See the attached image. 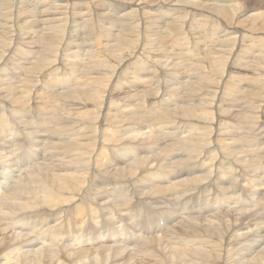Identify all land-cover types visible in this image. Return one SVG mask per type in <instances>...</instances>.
I'll list each match as a JSON object with an SVG mask.
<instances>
[{
  "label": "bare ground",
  "instance_id": "bare-ground-1",
  "mask_svg": "<svg viewBox=\"0 0 264 264\" xmlns=\"http://www.w3.org/2000/svg\"><path fill=\"white\" fill-rule=\"evenodd\" d=\"M39 1L42 8L41 13H44V18H41L42 15L41 17H33L32 22L23 29V32L20 29L22 34L25 35L24 37L27 36V39L25 38L24 40V45L23 40H20L23 42L22 46L24 47L18 46L17 44L13 52L10 53L12 55H9V59L7 60L5 59L7 57H5V53L8 50L9 43L5 38H1L2 33L0 32V55L4 54V59L0 62V148H3L5 152L3 157H0V226L2 224H7L9 228L14 231V236H11L8 241L4 236H0V264H7L6 262L2 261V257L4 255H6L10 261L9 263L13 262V258L11 259L8 254L12 253L10 251L15 248H18V251L16 252L17 254H22L17 258L15 264H86L88 261L83 260V257H75H81L88 251L95 252L101 249L103 251L102 256L98 255L94 257V262L92 264H119L118 261L113 260V250L114 248L119 247L115 244L109 245L107 242V240L110 241V239L113 238H108V233H105L106 226H109L108 224H117L116 221H114L115 215H119L120 219H115L120 221L123 220L122 216L139 212V207L142 206L144 200L149 202L147 205L151 209L148 211H153V206H159L164 202V199H170L172 196V200L175 199V201L179 203L178 208L175 210L176 214H173L175 218H180L182 213L188 214L191 212V214L187 216V219L189 217H193V219L183 227V230L179 231V227H175L177 223H170L169 219H167L169 217L170 211H167L165 207H158V212L154 214L153 211L148 214L147 218L149 222H151L147 224V227L139 226L132 231V234L135 233L138 238L136 240H132L131 243L127 242L129 244L128 246L124 247L123 245H119L124 249L122 253L127 252L129 260L131 261L130 264L135 262L134 259L136 257L144 259L149 257V260L152 261L150 264H264V246L259 245V242L264 240V217L262 215L264 213L257 211L258 209H262L261 211L264 210V204H261L264 200L261 201V203L260 201H257L258 195L256 194V192L262 191V193L259 195L264 197V117L263 114L260 116V109H263L264 106V104H262L264 103V71H262V66L264 65V0H248L246 3L244 0H171L175 6L183 4L184 7H186L185 5H189L193 8H196V10L206 11L205 14L207 15L202 16L203 22H215V20H217L218 23L219 21L223 22L225 21V18H228V12L234 11L236 16L241 18V21L251 25V27L249 25L246 29H253L254 33H250V36L248 37H246L247 35L245 34L246 31L244 29H239L240 33H242L241 30L245 31L241 37H239L240 34H238V30L234 29L235 31L232 33L228 28L229 25L226 29L225 27L222 28V32L224 31V34L221 35L222 40L221 43H219L221 44L220 52L216 53V55L213 53V58L211 57V60L206 61V59L203 58L202 61L194 55L200 60L199 62L194 64L190 63L187 57L186 60H188V62L185 61L187 64H183V61L180 62V60H183L186 57H180V55L177 53L176 55H170L172 52L170 54H168V52L163 53L162 56L156 57V54H159V52L157 53V50H152L153 48H151L154 45L152 42H159V38L156 37L159 35V33L155 30V34L157 35L153 37L152 42H148L145 47V51H147L148 55L142 57L139 56L141 59H136L132 63L129 62L130 64L128 65H131V69L128 71L129 73L126 72V82H123V77L120 78L122 76L120 74L122 73L120 69L124 66L120 64V68L116 66L119 68L118 72L120 71L119 73L117 72L118 75H115L117 77L112 80L111 83H108V80L106 81L107 76L103 77V79H100V77L96 75L102 70L105 71L106 64L110 56L114 61H119L121 52L115 55L113 53L116 52V50L120 51L119 46L126 40L123 39L120 41L119 46L115 44L114 48L112 47L111 49H108L107 58L103 55L100 56L96 50H93V48H97L101 44L100 39L103 41L104 38L98 37L100 38V42L99 40L98 42H96L97 40L95 42L93 41V46V44H91V40H95V38H92L88 42V38L84 39L83 36H81L73 47L68 48V51L66 52L67 54H64V63L62 62L63 71L60 67H57L52 71L50 68L52 66H50L49 68L52 72L47 70V78L41 80V84L35 81V76L41 75L43 73V68L47 67V64L51 63L50 61H53L51 59L49 60L50 56L52 55L51 57H54L53 55H56V52H58V45L60 46L59 42L62 40L58 34L62 32L61 26L64 24L61 23V20L65 19L63 14L66 10H63L64 12L61 13L60 10L63 6L59 3H54L58 2L57 0L54 2L53 0ZM153 1L154 3H157L156 0ZM9 2V0H0V9L5 7V10L12 11L10 5H8ZM164 2L167 3L168 1ZM243 2L245 5L243 6V9H241L240 6H242ZM199 3L201 5H199ZM169 4H167V6ZM248 10H253V12L246 15ZM0 11V18L4 19L8 14H6L5 11L4 14L6 15H4L2 10ZM9 11L8 13H10ZM138 11V13H140L141 9L139 8ZM134 12V9L128 10V8H124L118 14H120L122 18H128L127 22H130L129 20ZM26 13L27 11L24 13H19V16L25 17ZM83 14H78V18H84ZM231 14L234 16L233 12ZM144 15L148 14L144 13ZM154 15L156 14L153 13V16ZM167 15L170 18V22H167V25L170 26L166 30L167 34L165 33L167 38H170L172 41L175 39L177 42V47L185 45L186 41L182 44L179 42L180 40H187L186 34L181 31L183 27L178 26L182 24V22H180L181 19L178 18L175 21L173 20V18L176 16L181 17L180 13L174 12ZM220 16L223 18H220ZM141 19L143 20L144 18L141 17ZM235 19L238 18L236 17ZM69 21L70 20H68V23ZM239 21H237V23ZM28 22L29 20H25V23ZM35 22L37 23L36 27L34 26ZM71 23L73 25V22ZM147 23H152L151 25H153L154 29L157 30L161 25L158 19L147 20ZM218 23L214 24L212 30H214V28H218ZM127 26L132 25L126 24L124 25V28L122 27L120 30L125 31ZM3 29L4 27L0 25V31H3ZM73 31L75 30L73 29ZM88 31H92L91 27H89ZM131 31L132 27L128 32ZM255 33L258 35H255ZM33 34H36L35 36L38 37L36 43L28 41L30 36ZM130 35L132 34L130 33L128 36L130 37ZM194 35H196V33ZM151 36L148 40H150ZM176 37H180V39L177 40ZM39 38H43L45 42H39ZM161 39L163 41L162 37ZM109 41L111 40L108 39V42ZM247 42H250V44L247 45ZM167 43L169 42L167 41ZM234 43L236 44V47ZM198 45H196L195 48ZM161 46L160 49L162 48ZM177 47L175 46L174 48ZM231 47H235L234 50L233 48L230 49ZM24 48H29V51L26 52ZM35 48H39L38 50L40 51L44 50L45 48L48 57H45L43 60L39 57H36L38 54L37 51L33 50ZM196 50H198V47L194 51ZM232 51L234 53L233 56L236 55L239 57L238 59L236 58L237 60L234 59V61L237 62V65H242L243 63L247 65L251 64V69H253V72H255L257 75L254 78V81L252 80L253 86L257 89L241 88L236 93V89L234 88V90L231 88V86H229V81L233 82V78H226L227 76L224 71L226 63L223 62V56L230 52L232 53ZM245 51L246 53H244ZM13 53L20 57V60L17 59L18 57L16 58ZM82 53H88L90 55V57H88L92 58V61L88 59L87 62L95 61V63L89 65V63L86 64L84 59V61H82V58L80 59V55ZM207 55L205 56L206 58L208 57ZM95 56H97V59H95ZM8 60H13L15 62L17 61V64H13L12 62V64H9V67H4L5 64L7 65L6 62ZM47 60L49 61L47 62ZM54 61L56 63L59 61V59ZM70 61L74 63L72 64ZM138 61H141L142 63H139ZM21 62L28 63V67L29 63L32 64V67L21 68L22 70H25V72L26 69L29 73L31 72L30 83H24L23 85L14 88L13 83L10 81V79H8L9 71L13 72L18 63ZM113 62L111 63L113 64ZM52 63L54 64V62ZM111 63L109 65H111ZM55 66H53V68ZM195 66H197L198 70H196L194 73H190V75L192 74V76H197V80H199L201 86L205 87V84L208 85V83H210L211 86L216 87H214L215 89H219L220 87H217V85L219 86L223 83V87L228 86L231 88L222 89L224 91L222 95L226 96L227 98L229 97V99L230 97L233 98V101H230L229 104H226V106L240 104L242 100L240 97L242 91L251 93L245 102H261L257 112H255L256 105H252L251 103L238 109L229 107H222L219 109V107H217L219 112L222 113V117L225 116V118H229L231 116L232 119L239 120L244 124L249 123L251 118H254L255 121L252 120L247 127H240V125L233 124L229 119H221V128L218 133L219 139L218 141H213L211 136L212 130L209 128V126H211L214 121V118L212 119L209 117L212 114L210 111V105H207V109H205L206 107L201 103V100H199V98L195 99L193 95L194 93L192 94L190 91L188 94V106L190 109L187 110L188 106L184 107L185 109L183 111L179 110L180 112L176 109H173L176 99L173 93L169 91L171 88L168 87L169 80L167 79V76L173 77L176 74L188 75V70H191V67ZM242 68L244 69V67ZM60 69L62 74L59 73ZM142 70H145L146 73L150 75L146 77V80L143 78V76L139 77ZM109 72L107 73L109 74ZM111 74L114 75L113 73ZM111 74L109 76H112ZM55 75L57 76L56 79L53 78ZM162 76H164V78ZM154 77H156L154 85H157L158 87L154 90H145V88H149L151 86L150 82ZM243 77L244 76H242V83L244 79ZM77 81L80 82V84L77 85L78 90L75 91L71 86ZM202 83L204 84L202 85ZM41 85L44 88L43 91H47V89L50 91V95H45V97L43 96V98H46V101L42 100L40 97L41 89H39V86ZM233 85L234 84H232V86ZM222 86L221 88H223ZM130 87L134 88L132 89V93L128 92L126 95H122L120 97L122 98L120 99V103L139 100L145 104L146 108L149 106L147 108L148 112H145L146 108L143 107L145 114L155 113L162 116V118H160L157 122V125L159 126L157 130L163 131V137L157 140V144L160 145L161 143H164L165 139H172V143L167 144L166 149L170 150V152L174 150L183 158L174 162L175 165L181 166L189 162L196 163L197 161L198 164L203 168V170L199 171L203 172L202 174L199 173L197 176L181 181L178 185L174 186L173 189L171 188V191L168 195L163 194L168 188H165L164 185H159V181H161L162 176L151 173L154 172L153 169L161 168L160 166H157L160 162V156L149 155L147 157H141L139 151L141 147L131 145L138 140L137 135L133 136L131 133L134 129V126H132L130 121H127V116L121 117L120 114H117L113 111L111 99L108 97V91L111 89L113 90V88H116L115 92L117 93L119 89L124 90ZM164 87L166 88V91ZM160 88L161 90H159ZM208 88L209 87L207 86V89ZM160 91L162 92V96H159L161 94ZM196 91L198 92V90H195V93ZM33 92H35V94H33ZM238 93H240V95H238ZM110 94L112 93L110 92ZM30 96H33L34 100L30 101L32 100L30 98L28 102ZM153 96L154 99L158 97L157 99L161 98L162 101H165L162 102L163 105H149L148 101ZM201 96L205 95L201 93ZM214 97H211L212 102H215V99L213 100ZM37 98H40L41 100H37ZM35 100H37V102ZM120 103L116 104L119 105ZM49 106L51 107V110L49 109ZM87 107H90L92 113L95 115L81 117V122L91 123V133H85L86 130L83 129L78 131V139L81 140L77 141V138L68 135H70L69 132H73L75 128L82 126L77 121V116L78 114H84L85 112H83V109ZM45 109H49V112L46 113V116L48 121H50L46 123L49 128L46 129L43 134L46 137L45 140L38 138L40 136H27L32 135L33 133L32 124L27 119L26 114L41 113L45 111ZM251 109H254L255 111H251ZM250 113L260 114L251 117ZM58 121L60 123L73 122V125L66 128L59 126L52 127ZM187 122H193V125L195 126V136H185L180 138V131L176 130V126L180 127L182 123ZM68 128H71V130ZM18 129H20L23 134H18ZM112 129L117 130L114 132L115 134L124 132L125 137L122 139L109 138L108 134ZM245 131H247L246 135L244 134ZM257 135H260L258 139H256ZM222 136L228 137L222 138ZM4 137H10L12 140H6ZM64 137H69V139L61 140V138ZM52 139H54V141L49 143V141ZM244 142L254 143L256 147L252 149H244L243 147H240ZM38 144L45 145L44 156L47 160L45 165L41 163L30 170L27 169V167L25 172L22 171V173L20 172V174H16L11 180L5 179L4 174L6 173L9 175V173H7L4 168L9 167L12 169V167H14L12 170H16V167L20 168L19 164H22L25 160L23 156L33 155L31 152H27V149L30 148V150L37 151L39 147ZM91 144H95L96 148L93 149ZM149 144L150 148H155V145L152 141H150ZM88 146H91L93 149L89 154L85 152ZM129 147L134 153H136L135 158L130 160L126 166L115 167L111 172H107V175L109 176L108 181L110 183L104 182L102 184H97V180L100 178V176L97 174L96 170L98 167L103 166V162L99 158L105 156L107 157L108 152L110 151L109 148H114L113 150L124 153ZM106 150H108V152H106ZM187 152H189L188 158L185 157ZM205 152H210L206 163L204 160ZM0 154H2V152H0ZM12 154L13 156H11ZM12 157L14 163L13 161L9 160ZM114 157L116 158V155H114ZM68 160L70 161L69 163ZM7 162L13 163V165H7ZM61 162L63 164L68 163V165L63 166ZM93 163L94 168L91 169ZM71 167L78 168L74 169L73 171V174L76 175L75 180L72 179L71 174L64 172ZM250 168L260 170V172H252V170L249 171ZM177 170L173 171L174 177L177 176L179 178H181V175L185 171L189 174L196 172L194 168H188L187 170L180 169V172ZM89 175L94 177L93 181H85L86 177ZM2 179H4L3 182ZM240 181H242V183ZM245 181H247L246 184L243 183ZM2 183L4 185H2ZM131 186L132 189L134 188L132 191L129 190ZM40 187L43 188V191L41 192L42 195L37 194V191ZM244 188H252L255 192L254 197H246L242 193ZM155 193H159L161 195H157ZM98 194L99 197L102 198L101 203L96 201V196ZM194 194L200 196L205 195V199L207 202H210V204L205 202V206H201V204L198 203L197 205L199 208L196 207L195 209V207H190L187 201H185V203L183 202L184 200L189 199L186 197L192 196ZM241 195L245 198H243ZM107 196H109V198H107ZM245 199L246 201L244 202ZM242 203H246L248 205L256 204L257 210H247V208H245L246 205ZM236 204H239L240 207H236ZM103 207L106 209L107 213L105 222L107 224L101 220H96L95 217L92 216L93 209L101 210ZM219 207H222V212L209 214L206 218L202 217L203 219L199 218L203 212H209L215 209L219 210ZM235 209L237 210V213L234 212ZM77 211H81V213H77ZM220 213L224 215H220ZM163 214L165 215L163 224L169 226V228H174V231L176 230L175 233L171 237H147L144 244L134 247L135 242H139L141 239L140 237H143V235H151L153 233L163 232L165 227H162L160 222L156 220L158 215ZM34 216H39V218L35 220ZM185 219L186 218H182L181 220L178 219L177 221L181 223L183 220L185 221ZM173 223H176V225H172ZM41 225L43 226L39 228ZM97 226L99 228H96ZM27 227L33 229L30 234H36L35 236L32 235L29 238H32L36 243H38V245L43 240V246L46 245L47 248H49L47 251H44L43 247L40 249L38 247L32 252H28L27 255L21 252L22 247L25 244L24 238L26 236V233L22 231V228ZM117 229L119 230V226ZM111 233L113 236L112 230ZM75 238L76 240H74ZM73 240L74 242H70ZM67 241L70 242V244L66 243ZM103 241H106V243ZM185 242H187V244L192 243L197 245L182 246L181 243ZM99 243L104 245H100ZM145 244L146 246H144ZM242 248H246V253L256 254L250 259L248 258L246 261L242 262L245 254ZM129 252H132V254H129ZM121 264H127V262H123Z\"/></svg>",
  "mask_w": 264,
  "mask_h": 264
},
{
  "label": "rangeland",
  "instance_id": "rangeland-1",
  "mask_svg": "<svg viewBox=\"0 0 264 264\" xmlns=\"http://www.w3.org/2000/svg\"><path fill=\"white\" fill-rule=\"evenodd\" d=\"M10 2L8 3V5H10L11 7V10L12 11H9V10H5V7H2L0 10H2V13L4 14V12L6 14L5 18H0V25L4 27L3 31H0L2 33V36L1 38H5L8 43H9V47H8V50L7 52L5 53V59H9V55L11 56L15 48V46H21V47H24L22 46V43L24 42L25 38L27 39V36L24 37L25 35L22 34L23 32V29L25 27H27L33 20V17H37V16H40L42 15L41 18H44V13H41L42 11V8H41V5H40V1L39 0H9ZM56 1V0H53V2ZM58 2H54L56 4H60L62 5L63 7H61V13H63L64 11L63 10H66L64 12V18L63 20H61V23L64 24L61 26V32L59 35V37H61V41L59 42L60 46L58 45V49L56 52L57 54L56 55H53L54 57H51L49 58V60H53V61H50L51 65L50 64H47V67H44L43 68V73L41 75H37L35 76V81L38 83H40L41 80H43L44 78H47L46 76V73L48 71H53V69L57 68V67H60L63 71V59H64V54L66 55L67 51H68V48L70 47H73L76 43H77V40L80 39L81 36H83L84 39H87V41L89 42L92 38H95L91 40V44H93V41L95 42H98V40L100 38H104L106 39L108 36V38L106 40L103 39H100L99 42L102 44H100L97 48H93V50H96L98 52V54L101 56H105L108 58V54H107V50L108 49H111L112 47L114 48L115 47V44L117 46H119L120 44V41L125 39L126 43L123 42L120 46H119V49L120 51H117L114 52L113 54H119L121 52V55L119 57V61L116 60L114 61L113 58L110 56L109 59H108V62L106 64V68H105V71L102 70L101 72H99V74H97L96 76H99L100 79H103V77H106L107 76V79L106 81L108 83H111L112 80H114L117 76L115 75H118V73L120 71H122V73H120L122 76L120 78L123 79V82H126V72L130 71V67L131 65H128L132 62H134L136 59H141L140 57L142 56H147L148 53L146 50V45L148 42H152L153 40V37H155L157 34H155V30L156 32L158 31L159 33V37L156 36L157 38H159V42H152L153 48L152 50H157L156 52L159 54H156V57H160L162 56L163 53H167L171 54L170 55H176L179 54L180 57H186L185 59L183 60H180V62L183 61V64H187L185 61L188 62V60L190 61V63H197L199 62L200 60H202L203 58L207 60H211V57L213 58V53L214 55H216V53H219L220 52V46L221 44V40H222V36L224 33V31L222 32V28L225 27V29L228 27L229 25V29L230 31L233 33V31H235L234 29L238 30V34L239 37H241V35L243 34V32H245V34L247 35L246 37L250 36V33H254V30L250 29H246L248 28V26L250 25L249 23H245L243 21H241L238 16H236L235 12L232 11L234 14V16H232V12L229 11L228 12V18H225V21L221 22L217 20H215V22L213 21H208V22H203L202 21V16H205L207 14H205L206 11L204 10H196V8H193L192 6H189V5H185L186 7H184L183 4H180V5H173V3L171 2V0H156L157 3H154L153 0H57ZM164 1H168L167 3H165ZM174 1V0H173ZM188 1V0H187ZM239 1H242V0H239ZM246 1L248 0H244V2L246 3ZM250 1V0H249ZM171 2V3H170ZM243 2L241 9H243V6L245 5ZM129 3V4H128ZM170 3V4H169ZM14 4V5H13ZM77 4V5H76ZM79 4V6H78ZM166 4V5H165ZM167 4H169L167 6ZM12 5V6H11ZM67 5V6H66ZM80 5H84L83 7L80 6ZM172 5V6H171ZM182 5V6H181ZM199 5H201L199 3ZM139 6V7H138ZM179 6V7H178ZM9 7V8H10ZM171 7V8H170ZM184 7V8H183ZM188 7V8H187ZM18 8V9H17ZM64 8V9H63ZM66 8V9H65ZM86 8V9H84ZM124 8H128V10H132L134 9L135 12L134 14L132 15V17L130 18V22H127L128 18H122L120 14H118L122 9ZM139 8L141 9V12L138 13L139 11ZM143 8V9H142ZM149 8V9H148ZM4 9V10H3ZM14 9V10H13ZM26 9V10H25ZM68 9V10H67ZM138 9V10H137ZM148 9V10H147ZM185 9V10H184ZM147 10V11H146ZM8 11L10 13H8ZM25 11H27V13L25 14V17H20L19 16V13H24ZM68 11V12H67ZM143 11V12H142ZM199 11V12H198ZM204 11V12H202ZM1 12V11H0ZM148 12V13H147ZM174 12H178L180 13L181 17L180 16H176L175 18H173V20H177L178 18H180V22H182V24L178 25V26H182L183 29L181 31H183L185 34H186V39L187 40H180L179 42L182 44L183 42L186 41V44L185 45H182V46H179L177 47V42L175 41V39L172 41L170 38H167V32L166 30L169 28L170 25H167V22H170V18L167 14H172ZM202 14H201V13ZM242 12V10H241ZM253 12V10H248L246 12V15ZM83 14L84 18H78V14ZM144 13L148 14V15H144ZM152 13V14H151ZM153 13H155L156 15L153 16ZM12 16H11V15ZM16 14V15H15ZM47 14V13H46ZM193 14V15H192ZM18 15V16H17ZM70 15H74L73 17L70 16ZM91 15V16H90ZM118 15V16H117ZM135 15V16H134ZM137 15V16H136ZM141 15V16H140ZM201 15V16H200ZM88 16V17H87ZM230 16V17H229ZM10 17V18H9ZM61 17V16H60ZM86 17V18H85ZM101 17V18H100ZM121 17V18H119ZM136 17V18H135ZM144 18L143 20L141 19ZM166 19H165V18ZM174 17V16H173ZM233 17V18H232ZM238 18V19H235V18ZM63 18V17H61ZM68 18V19H67ZM152 18V19H151ZM220 18H223L220 16ZM218 18V19H220ZM6 19V20H5ZM11 19V20H10ZM67 19V20H66ZM90 19V21H89ZM124 19V20H123ZM133 19V20H132ZM154 19H158L161 23L160 25V28L157 30V29H154L153 25H151L152 23H147V20H154ZM187 19V20H186ZM232 19H235V20H232ZM25 20H29L28 23H25ZM36 20V19H34ZM68 20L69 23H68ZM87 20V22H86ZM241 23H240V21ZM197 21V22H196ZM201 21V22H199ZM228 21V22H227ZM230 21V22H229ZM237 21H239L237 23ZM16 22V23H15ZM17 22H18V25H17ZM73 22V25L72 23ZM132 25V26H127L126 27V30L125 31H121L120 29L123 27L124 28V25ZM191 22V23H190ZM195 22V23H194ZM212 22V23H210ZM227 22V24L225 25V23ZM236 22V23H235ZM77 23V24H75ZM80 23V24H78ZM88 23V25H87ZM114 23V24H113ZM202 23V24H201ZM208 23V25H207ZM215 23H218L217 25V29L214 28V24ZM222 23V24H221ZM230 23V24H229ZM235 23V24H234ZM37 23L35 22L34 23V26L36 27ZM66 24V26H65ZM111 24V26H110ZM135 24V25H134ZM194 24V25H193ZM238 24V25H237ZM243 24V26H242ZM74 25H77V26H74ZM100 25V26H99ZM103 25V26H102ZM140 25V26H139ZM191 25V26H190ZM193 25V26H192ZM197 25V26H196ZM221 25V26H220ZM255 25V24H254ZM19 26V27H18ZM71 28H70V27ZM73 26V28H72ZM80 26V28H79ZM88 26V27H87ZM105 26V28H104ZM195 26V27H194ZM200 26V28H199ZM207 26V27H206ZM212 26V27H210ZM241 26V27H240ZM83 27V28H82ZM85 27V28H84ZM89 27H91L92 31H88ZM94 27V28H93ZM132 27V31L131 32H128L130 31ZM138 27V29H137ZM189 27V28H188ZM203 27V28H202ZM245 27V28H244ZM251 27V25H250ZM129 28V29H128ZM135 28V29H134ZM191 28V29H190ZM233 28V29H232ZM244 29L245 31H242V33H240L239 29ZM20 29L22 30V32L20 31ZM36 29V28H35ZM68 32H67V30ZM70 29V30H69ZM73 29L75 31H73ZM77 29V30H76ZM107 29V30H106ZM117 29V30H116ZM149 29V30H148ZM165 29V31H164ZM206 29V30H205ZM73 32H72V31ZM79 30V31H78ZM119 30V31H118ZM141 30V31H140ZM154 31V33H153ZM197 31V32H196ZM207 33H205V32ZM212 31V32H211ZM219 31V32H218ZM248 31V32H247ZM253 31V32H252ZM79 32V33H78ZM90 32V33H89ZM221 32V33H220ZM132 34L130 35V37L128 36L129 34ZM152 33V34H151ZM164 33V34H163ZM166 33V34H165ZM196 33V35H194ZM216 33V34H215ZM7 34V35H6ZM12 34V35H11ZM67 34V35H66ZM153 36H151V35ZM215 34V35H214ZM4 35V36H3ZM23 35V36H22ZM36 34H33L30 36L29 40L30 42H33V43H36V40H37V36H35ZM41 35V33H40ZM64 35V36H63ZM76 35V36H74ZM111 35V36H110ZM114 35V36H112ZM207 35V36H206ZM218 35V36H217ZM220 35V36H219ZM255 35H258L255 33ZM106 36V37H104ZM151 36L150 40L149 37ZM70 37V39H69ZM74 37V38H73ZM100 37V38H98ZM161 37L163 38V41L161 39ZM166 37V38H165ZM207 37V38H206ZM24 38V39H23ZM44 38V37H43ZM43 38H39V42H45L43 40ZM129 38V39H128ZM145 38V39H144ZM216 38V39H214ZM108 39L111 40L108 42ZM168 39V40H167ZM176 39H180V37H176ZM195 39V40H194ZM206 39V40H205ZM23 40V42L21 41ZM146 40V41H145ZM165 40V41H164ZM208 40V41H207ZM215 40V41H214ZM220 40V41H219ZM138 41V42H136ZM167 41L170 43H167ZM69 42V44H68ZM72 42V43H71ZM106 42V43H104ZM111 42V43H110ZM132 42V43H131ZM146 42V43H144ZM218 42V43H217ZM20 43V44H19ZM71 43V44H70ZM114 43V44H113ZM161 43V44H160ZM167 43V44H166ZM173 43V44H172ZM197 43V44H196ZM25 44V42L23 43V45ZM105 44V45H104ZM111 44V45H110ZM127 44V45H126ZM129 44V45H128ZM199 44V45H198ZM207 46H205V45ZM217 44V45H216ZM235 44V43H234ZM247 45L250 44V42H247L246 43ZM245 44V45H246ZM62 45V46H61ZM104 45V46H103ZM113 45V46H112ZM125 45V46H124ZM134 45V46H132ZM157 45V46H156ZM162 47L160 49V46ZM172 45V46H170ZM198 45V50L194 51L196 48L195 46ZM94 46V44H93ZM96 46V45H95ZM103 46V47H102ZM137 46V47H136ZM177 47V48H174V47ZM11 47V48H10ZM62 47V48H61ZM64 47V48H63ZM67 47V48H66ZM105 47V48H104ZM125 47V48H124ZM142 47V48H141ZM171 47V48H170ZM187 47V48H186ZM189 47V49H188ZM208 47V48H206ZM210 47V49H209ZM235 47H236V44H235ZM235 47H231L230 49L234 48ZM13 48V49H12ZM99 48V49H98ZM118 48V47H117ZM175 50H174V49ZM185 48V49H184ZM204 48V49H202ZM26 52L29 51V48L26 49L24 48ZM39 48H35L33 50L37 51V56L36 57H39L40 59H45V57H48L47 56V52L45 51V48L44 50H38ZM87 49V48H85ZM101 49V51H100ZM141 49V50H140ZM173 49V50H171ZM183 49V50H182ZM200 49V50H199ZM244 49V47H243ZM257 49V48H256ZM66 50V51H65ZM144 50V51H143ZM162 52H160V51ZM43 51V53H42ZM87 51V50H85ZM106 51V52H104ZM188 51V52H187ZM213 51V52H212ZM40 52V53H39ZM60 52V53H59ZM100 52V53H99ZM86 53V52H85ZM135 53V54H133ZM144 53V54H143ZM175 53V54H174ZM182 53V55H181ZM211 53V54H210ZM246 53V51L244 52ZM7 54V55H6ZM15 55V53H13ZM191 54V55H190ZM208 56L207 58L205 57L206 55ZM233 51L232 53H228V54H225V56H223V62H225V67H224V71L226 73V78H233V82L232 81H229V86H231V88H235L236 89V93L242 88V89H246V88H254V89H257L256 87L253 86V81H254V78L257 76L255 72H253L254 70L251 69V64L247 65V64H238L237 65V62L234 61L237 60L239 57L234 55L233 56ZM42 55V57H41ZM133 55V56H132ZM185 55V56H184ZM199 59H197L195 56ZM212 55V56H211ZM232 55V56H231ZM16 58L18 57L17 55H15ZM58 58H57V57ZM62 56V57H61ZM90 55L87 53V54H81L80 55V59L82 61H86V64L89 63V65H92L95 63L94 62H87L88 59H90V61H92L91 59L92 58H89ZM140 56V57H139ZM1 59H0V62L3 61V57H4V54L3 55H0ZM188 57V60H186ZM195 57V59H194ZM121 58V59H120ZM126 60H124V59ZM132 58V59H131ZM193 58V60H192ZM226 58V59H225ZM237 58V59H236ZM17 59L20 60V57H18ZM56 59H59V63L56 62L54 60ZM84 59V60H83ZM95 59H97V56H95ZM157 59V58H156ZM5 60V61H6ZM47 60V62L49 61ZM94 60V59H93ZM110 60V61H109ZM123 60V61H122ZM213 60V59H212ZM256 60V59H255ZM114 61V62H113ZM127 61V62H126ZM177 61V60H176ZM203 61V60H202ZM230 61V62H229ZM11 62V63H10ZM17 64L15 61L13 60H8L6 63L7 65L5 64L4 67H9V64ZM54 62V64L52 63ZM63 62V63H62ZM72 64L74 62L70 61ZM113 62V64L111 63ZM122 62V63H121ZM130 62V63H129ZM139 63H142L141 61H138ZM178 62V61H177ZM111 63V65H109ZM205 63V62H204ZM53 64V65H52ZM116 64V65H114ZM118 64V65H117ZM123 66L120 71L118 72V69L120 68L121 65ZM56 65V66H55ZM128 65V66H127ZM164 65V64H162ZM229 65V66H228ZM244 65V66H243ZM52 66V67H50ZM53 66H55L53 68ZM113 66V67H111ZM116 66H118L119 68H117ZM145 66V65H144ZM185 66V65H184ZM238 66V67H237ZM247 66V67H246ZM22 67H28V63L26 62H21V63H18L17 67L15 68V70L13 72L9 71V78L10 81L13 83V86L14 88L17 87V86H20V85H23L24 83H27L29 84L30 83V76H31V72L29 73L28 70L26 69V72L25 70H22L21 68ZM29 67H32V64L29 63ZM28 67V68H29ZM51 69H50V68ZM109 67V68H108ZM116 67V68H115ZM126 67V68H124ZM244 67V69L242 68ZM65 68V67H64ZM160 68V67H159ZM204 68V67H203ZM263 70L264 71V65L262 66ZM61 69L59 71L60 74H62L61 72ZM261 69V68H260ZM48 70V71H47ZM101 70V69H100ZM99 70V71H100ZM112 72H111V71ZM190 70V69H189ZM188 70V75H181V74H176L174 75L173 77H168L167 76V79L169 80L168 81V87L171 88L169 91H171L176 99V101L174 102V107L173 109H176V110H180V111H183L186 107L188 106L189 104V96L188 94L190 93V91L192 92V94L194 95V98L195 99H198L201 100V103L203 105H205V109H207V105H210L211 108H210V111L212 112L211 117L214 121H213V124L211 126H209L210 130H212V138H213V141H218L219 139V136H218V133H219V130L221 128V119H229L233 124L235 125H240V127H247L249 125V123L255 119L254 118H251V121L247 124H244L242 123L241 121L239 120H235V119H232L231 116L229 118H225V116L222 117V113L219 112V109H221L222 107H229V108H233V109H238V108H242L244 107L245 105H249L250 103L252 105H256V108L255 110L254 109H251V111H255L257 112L258 110V107L260 105V101L259 102H254V101H248V102H245L247 100V98L251 95V93H246V91H242L241 92V95L240 93H238V95H240L241 97V103L238 104V105H228L226 106V104H229L230 101H233V98L229 97L227 98L226 96L222 95L223 94V90L222 89H226V88H230V87H223V83L221 85H217V87H220L219 89H215L216 87L215 86H211L210 83L205 84V87L201 86V83H199V80H197V76H192V74L190 75V73H194L196 70H198L197 66L195 67H191V70L189 71ZM244 70V71H243ZM252 72H251V71ZM42 71V69H41ZM51 71V72H52ZM110 71V72H109ZM152 71V70H151ZM150 71V72H151ZM193 71V72H192ZM205 71V70H203ZM250 75H249V73ZM109 72V74L107 73ZM116 72V73H115ZM118 72V73H117ZM143 72V73H142ZM141 72V75H139V77H142L145 78L146 80V77L150 76L148 73H146L145 70H142ZM243 74H242V73ZM111 73H113L114 75H112ZM129 73V72H128ZM238 73V74H237ZM246 73V74H245ZM44 74V75H43ZM112 75V76H109V75ZM242 74V75H241ZM252 74V76H251ZM255 74V75H254ZM44 76V77H43ZM235 76V77H234ZM242 76H244L243 78V83L241 82L242 81ZM113 77V78H112ZM164 78V76H162ZM237 77V78H236ZM246 77V78H245ZM250 77V78H249ZM39 78V79H38ZM54 79L57 78V76H53ZM109 78V79H108ZM119 78V79H120ZM236 78V79H235ZM241 78V79H239ZM249 78V79H248ZM99 79V80H100ZM118 79V78H117ZM134 79V78H133ZM155 80H156V77L153 78V80L150 82V87L149 88H145V90H154L156 89L158 86L157 85H154L155 83ZM230 80V79H229ZM253 80V81H252ZM110 81V82H109ZM141 81V79H140ZM59 82H62V81H59ZM133 82V80H132ZM214 82V81H213ZM212 82V83H213ZM142 83V81H141ZM238 83V84H237ZM242 83V84H241ZM41 84V83H40ZM80 84V82H75L71 87L76 91L78 90L77 89V85ZM204 83H202L203 85ZM210 84V86H209ZM232 84H234L232 86ZM207 86L209 87L207 89ZM221 86L223 88H221ZM167 87V86H166ZM167 87V88H168ZM185 87V89H184ZM193 89H191V88ZM215 87V88H214ZM237 87V88H236ZM139 88H143V87H139ZM165 88V87H164ZM168 88V89H169ZM230 88V89H231ZM39 89H41V98L42 100L46 101V98H43V96L45 97V95H50V91L47 89V91H43V87L42 85L39 86ZM115 89L116 88H113V90H109L108 91V97H110L111 99V104H112V108H113V111L117 114H120L121 117H124V116H127V121H130V123L132 124V126H134V129L132 130V135L135 136L137 135L138 137V140L134 143H132L131 145H136V146H139L141 147V149H139L140 151V155L141 157L142 156H149V155H154V156H160V162L158 163L159 165H157L158 167L160 166L161 168L159 169H153L154 172H151L152 174H158V175H161L162 178H161V181H159V185H164L165 188H168L165 190V192L163 193L164 195H168L169 192L171 191V188L173 189L174 186L178 185L181 181L185 180V179H189V178H192L194 176H197L199 173L202 174L203 172H199L200 170H203V168L201 167V165L198 164V162L196 161L195 162H189L185 165H175L174 162L180 160V159H183L180 155H178L177 152H175L174 150L170 152V150L166 149V146L167 144H171L172 143V139H165V142L164 143H161L160 145L157 144V140L159 138H162L163 137V131L162 130H157V128L159 127L157 125V122L160 118H162L161 115L159 114H155V113H152V114H145V112H148V107L146 108L145 107V104H143L141 101L139 100H132V101H129V102H126V103H120V98L122 95H126L128 92L132 93V89H134L133 87H130L128 89H124V90H118L117 93L115 92ZM198 90V92L196 91L195 93V90ZM211 89V90H209ZM214 89V90H213ZM229 89V90H230ZM234 89V90H235ZM161 90V88L159 89ZM173 90V91H172ZM222 90V91H220ZM49 91V92H48ZM165 91H166V88H165ZM194 91V92H193ZM45 92V93H44ZM110 92L112 94H110ZM134 92V91H133ZM161 92V91H160ZM162 92H163V89H162ZM162 92L159 96H162ZM205 96H201V93ZM217 92V93H216ZM49 93V94H48ZM231 93V91H230ZM33 94H35V92H33ZM217 98H216V96ZM113 95V96H112ZM117 95V96H116ZM197 95V97H196ZM116 96V97H115ZM214 97L213 100L215 99V102H212L211 101V97ZM224 96V97H223ZM118 97V98H117ZM144 97V96H143ZM205 97V98H203ZM30 98L32 100H30ZM158 98V97H157ZM154 99V96L149 99L148 101V104L150 105H163L162 102H165V101H162V99ZM205 99V100H204ZM222 101H220V100ZM232 99V100H231ZM30 101H33V96H30L29 99H28V102ZM37 100H41L40 98H37ZM37 100H35L37 102ZM217 101V102H216ZM118 103H120L119 105H117ZM35 104V103H34ZM264 104V103H262ZM261 104V105H262ZM222 105V106H221ZM224 105V106H223ZM36 106V105H35ZM221 106V107H220ZM1 107V105H0ZM39 107V105H38ZM145 107V112H144V108ZM217 107H219V109H217ZM49 109L51 110V107L49 106ZM49 109H45V111L41 112V113H34V114H26V117L27 119L30 121V123L32 124V135H27V136H30V137H37V136H40L38 138H41V139H44L45 140V136L43 135L45 130L49 128V126L46 125L47 122H50L48 121L47 119V112H49ZM189 106L187 107V110H189ZM263 109H264V106H263ZM263 109H260V113H250L251 114V117L252 116H257L260 114V116L263 114V117H264V110ZM179 111V112H180ZM83 112H85L84 114H78L77 116V121L82 125L81 127L79 128H75L73 132H69L70 135L68 136H73L74 138H77L78 139V131L80 130H86L85 133H91L90 132V126H91V123H85V122H81V117H88V116H94L95 114L92 113V110L90 107H87V108H84L83 109ZM90 112V113H89ZM263 112V113H262ZM1 113V112H0ZM86 113H89V114H86ZM167 114V113H166ZM75 115V114H74ZM168 115V114H167ZM165 115V116H167ZM216 115V116H215ZM216 119V120H215ZM226 120V121H227ZM259 120V119H258ZM262 120V118H261ZM73 125V122H70V123H66V122H62L60 123L59 121L52 127H63V128H66L68 126H71ZM261 125V124H260ZM259 125V126H260ZM258 126V124H257ZM69 130H71V128H68ZM176 130L177 131H180V138L181 137H185V136H195V126L193 125V122H187V123H182L180 127H177L176 126ZM233 130V129H232ZM53 131V129H52ZM117 131L115 129H112L108 136L109 138L111 139H122L125 137V133L124 132H119V134H115L114 132ZM18 134H23L22 131L20 129H18ZM244 134L246 135L247 134V131L244 132ZM2 135H5V134H2ZM260 135H257V138H259ZM49 137V136H48ZM228 136H222V138H227ZM6 140L10 139L12 140L10 137H4ZM69 137H64V138H61V140H68ZM81 139H78L77 141H80ZM54 141V139L50 140L49 143H52ZM152 141L155 145V148H150V144L149 142ZM168 141V142H167ZM73 143V142H71ZM39 147H38V150L35 151V150H30L27 149V152H31V154H33L32 156H23L25 158L24 162L22 164H19L20 165V168H17L16 166V170H12L14 167H12V169H10L9 167H6L4 168V170L9 173L8 174H4V178L5 179H9L11 180L13 177H15L16 174H20V172L22 173L25 172L26 168L27 169H32L34 168L35 166H37L38 164H41L43 163L45 165V162L47 161L45 159V156H44V149H45V145H42V144H38ZM91 146L93 147V149L96 148V145L95 144H91ZM91 146H88L87 150L85 151L87 154L91 153L92 152V147ZM240 147H243L244 149H252V148H255L256 146L254 145V143H251V142H244ZM110 149V151L108 152V150ZM108 150H106V152H108V155L107 157H100L99 159L103 162L102 163V167H98L96 172L97 174H99L100 178H98L97 180V184H102L104 182H108V179H109V176L107 175V172H111L115 167H123V166H126L128 164V162L130 160H132L133 158H135V155L136 153H134L132 151V149H130V147L128 148V150L124 153H120L119 151H116V150H113L114 148H109ZM0 152H2V154H0V157H3V155L5 154L4 152V149L3 148H0ZM80 152V151H78ZM14 154V153H13ZM13 154L11 156H13ZM191 154V153H190ZM210 152H205V163L207 162L208 160V156H209ZM114 155H116V158L114 157ZM246 155V154H244ZM10 156V155H9ZM185 157L188 158L189 157V152H187L185 154ZM12 158H10L9 160L10 161H13L14 163V160H12ZM193 160V159H192ZM195 161V160H194ZM70 161L68 160V163ZM13 163H9L7 162L6 164L7 165H13ZM68 163L66 164H63L61 162V164L63 166H66L68 165ZM195 163V164H194ZM43 165V167H44ZM11 167V166H10ZM97 167V166H96ZM167 167H170V168H167ZM94 168V163L91 167V169ZM188 168H194L196 170L195 173H187L186 171L181 175V178L179 177H174V170H177V169H184V170H187ZM238 168V167H237ZM74 169H78V168H68L67 170H65L64 172H67L69 174L72 175V179L75 180L76 178V175L73 174V171ZM239 169V168H238ZM179 170H177L178 172H180ZM252 170V172L254 171H258L260 172V170H256V169H252L250 168L249 171ZM264 172V171H263ZM236 175V174H235ZM239 176V174H238ZM93 178L91 175L87 176L86 177V180L85 181H93ZM164 180V181H163ZM4 181V179H2V182ZM163 181V183H162ZM242 183V181H240ZM8 183V181H7ZM229 183H234V182H229ZM243 183H247V181L243 182ZM2 185H4L2 183ZM134 189V188H133ZM132 189V186L131 188L129 189L130 191L133 190ZM39 191V192H38ZM37 191V194L38 195H42V191H43V188H39V190ZM251 191V192H250ZM261 191V190H259ZM6 192V191H5ZM155 192V191H154ZM242 193L246 196V197H254V191L253 189H248V188H244L242 190ZM261 192H256V194L258 195V199L257 201H263L264 200V197H261V195H259ZM157 195H161L159 193H155ZM200 195H192V196H188L186 198H189L188 200H184L183 202L185 203V201H187L189 204L190 207H198L199 206L197 205L198 203L201 204V206H205V202H207V200L205 199V195L203 196H200ZM242 196V195H241ZM243 198H245L244 196H242ZM107 198H109V196H107ZM113 198V197H112ZM101 199L99 197V194L96 196V201L98 203H101ZM111 199V198H110ZM173 199V196L169 199H164L163 203L160 204L159 206H153V211H154V214L156 212H158V207H165L167 209V211H170V214H169V217L167 219H169L170 223L172 222H176V223H173L172 225H176L175 227H179V231L183 230L184 226L193 219V217H189L187 219V216L190 213L188 214H185V213H182L180 215V218H178L179 220H181L182 218H186L185 221L183 220L181 223L178 222L175 218V216L173 214H176V209L178 208L179 206V203L177 201L172 200ZM143 200V199H142ZM213 201V200H211ZM246 201V199L244 200V202ZM112 202V200H111ZM113 203V202H112ZM149 202L144 200V203L142 204L141 207H139V212L135 213V214H131V215H126V216H122V219L123 220H120V221H117L115 218H119V215H115V218H114V221H116L117 224H108L109 226H106L105 228V233H108V238L112 237L113 239H110L107 240V242L109 243V245H112V244H115L116 246H118L119 248H114L113 250V260H116L119 262V264L123 263V262H127V264H130L131 261L129 260V257H128V254L127 252H124V249L123 247L119 246V245H123L124 247L125 246H128L129 244L128 243H131L132 240H136L138 238V236H136V234H132V231L135 229V228H138L139 226H145L147 227V224L150 223L148 218H147V215L150 214L151 212L153 211H148L149 209H151L147 204ZM210 204V202H207ZM242 204H245L247 208V210H257V206L256 204H253V205H248L246 203H242ZM261 204H264V201L261 203ZM236 207H240L239 204L235 205ZM262 206V205H261ZM220 209L219 210H213V211H209V212H203L202 215L199 216V218H202V217H207L209 214H213L215 212H222L223 209L222 207H219ZM249 208V209H248ZM255 208V209H254ZM222 209V210H221ZM262 209H258L257 211L260 212V213H264V210L261 211ZM235 213H237V210L235 209L234 210ZM77 213H81V211H77ZM116 213V212H115ZM235 213H232V214H235ZM30 214V213H29ZM125 214V213H124ZM184 214V215H183ZM193 214V213H192ZM99 215H100V218H99ZM133 215V216H132ZM204 215V216H203ZM220 215H224L222 213H220ZM219 215V216H220ZM263 217H264V214H262ZM92 216L95 217L96 220H101L103 221L104 223L106 222V217H107V213H106V209H104V207L100 210V209H93L92 211ZM117 216V217H116ZM142 217V218H141ZM39 216H34V219H38ZM165 219V215H158V217L156 218L157 221L160 222L161 226L162 227H165V229L163 230V232H159V233H153L151 235L149 234H145L143 235V237H140L141 239L139 240V242H135V246L134 247H137V246H141L142 244H144L146 242V238L147 237H153V236H156V237H165V236H169L171 237L175 231H174V228H169V226H166L165 224H163L164 220ZM203 219V218H202ZM3 221V219H2ZM122 222V223H121ZM113 223V222H112ZM107 224V223H105ZM136 225V226H135ZM43 225H41L39 228H41ZM119 226V230L117 229V227ZM126 226V227H125ZM30 227V226H29ZM22 228L24 231V233H26V236H25V244L23 245L22 247V250L21 252L24 253V254H28V252H32L34 250H36L38 247L39 249L43 247V250L44 251H47L49 248H47L46 245L43 246V240L40 242V244L38 245V243H36L32 238H29L30 236H35L36 234H30L33 229L31 228ZM36 228V227H34ZM37 228V229H39ZM96 228H99L98 226ZM15 230V229H13ZM111 230L113 231V236H112V233H111ZM5 232V233H4ZM132 235V236H131ZM0 236H4L5 238H7V241L8 239L11 237V236H14V231H12L11 228H9V226L7 224H2L0 226ZM116 236V237H114ZM126 236V237H125ZM122 238V239H121ZM130 238V239H129ZM129 239V240H128ZM261 239V238H260ZM76 240V238L74 239ZM73 241H70V242H74ZM70 242H66V243H69ZM106 243V241H103ZM128 242V243H127ZM134 242V241H133ZM264 240H262L261 242H259V245L260 246H264L263 244ZM100 245H104V244H101L99 243ZM182 246H186V245H197V244H187V242L185 243H181ZM146 246V244L144 245ZM235 247H241V246H235ZM131 249V248H129ZM244 250V259L242 260L243 261H246L248 258L250 259L251 257H253L255 254H252V253H246L245 250L246 248H242ZM18 251V248H15L13 250H11L10 252L12 253H9L8 255L10 256V258L13 260L12 263H9L10 261L8 260V258L6 257V255H4L2 257V261L6 262L7 264H15L17 258L22 255L21 253H16ZM102 249L101 250H98V251H95V252H86L83 256H76L75 258H82L83 257V260H87L88 262L86 264H92L94 262V257L96 256H102ZM160 252V251H158ZM129 254H132V252H129ZM170 255V254H169ZM13 256V257H12ZM134 256V255H132ZM15 259V260H14ZM7 260V261H6ZM135 262L133 264H150L152 263V261L149 260V257L148 258H135L134 259Z\"/></svg>",
  "mask_w": 264,
  "mask_h": 264
}]
</instances>
